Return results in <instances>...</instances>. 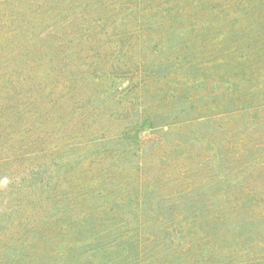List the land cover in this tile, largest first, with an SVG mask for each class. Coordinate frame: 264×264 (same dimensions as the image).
I'll list each match as a JSON object with an SVG mask.
<instances>
[{
	"label": "rangeland",
	"instance_id": "374dc122",
	"mask_svg": "<svg viewBox=\"0 0 264 264\" xmlns=\"http://www.w3.org/2000/svg\"><path fill=\"white\" fill-rule=\"evenodd\" d=\"M3 14L0 264H264L263 245L236 241L158 262H138L135 248L169 243L151 210L173 216L174 202L201 193L199 156L230 128L201 124L205 110L248 107L244 73L257 78L252 106L264 103V52L244 41L260 30L264 46V0H17ZM255 115L235 140L224 134L231 153L260 137ZM263 225L234 238L252 243Z\"/></svg>",
	"mask_w": 264,
	"mask_h": 264
},
{
	"label": "trees",
	"instance_id": "16d2710c",
	"mask_svg": "<svg viewBox=\"0 0 264 264\" xmlns=\"http://www.w3.org/2000/svg\"><path fill=\"white\" fill-rule=\"evenodd\" d=\"M13 1L17 0H0V6H5ZM6 17L5 14L0 17V33L8 23ZM18 30L21 29H13L11 32L12 43L17 39ZM259 31L250 30L253 39L246 37L244 40L253 45L252 49L256 51L254 54L257 57L264 52L263 44L258 42V34L261 32ZM1 37L0 34V40ZM241 75L238 76L243 77L244 80L247 79L250 84L253 83L240 95L244 99H250L251 104L248 107H243L241 113L236 115L229 107H218L213 113L210 110H205V114L200 120L201 124L206 120H216L230 128L224 133L218 132L222 129L219 128L218 131L214 130L210 135L209 143L215 152L214 156L208 153L199 156L197 167L199 174L195 185L198 186L197 190L201 193L192 200L174 202L171 207H168L169 212L174 210L173 216L160 211V208L157 212L151 210V213H156V218L151 221V225L156 226L157 230L164 229L168 233L166 238L169 243L161 245L159 251H155V247L141 248L145 242L143 239L135 242V248L139 247L137 248L139 251L138 262L142 263L146 260L158 262L160 259L174 258L178 255L188 254L192 248L201 246V244L209 246L211 250H228L230 245H233L231 242L236 241V246L246 252H254L259 250L260 246H264V225L259 228V232L256 234L257 238L252 243L248 242L244 234H239L236 240L234 238L238 227L245 228V226L250 227V224L264 223V174H262L264 172V152H262V150L264 151V103L260 107L252 106L255 102L256 86L254 82L257 78L254 79L252 74L248 75L247 73ZM252 88L254 91L250 92ZM252 112L256 113L254 117L260 114L262 118L258 122L259 124L250 129L249 133L250 136L255 134L260 137L257 140L248 139L244 145L238 148V152L233 154L229 151L230 147L235 145L232 140L242 133L241 126L244 124L245 118H248ZM224 134L231 136L232 140H223ZM258 150H260L259 160L253 157V154ZM214 159H218L219 162L218 172L211 168V162ZM187 173L189 172L187 171ZM153 177L156 178L157 175L154 174ZM163 181L164 178L159 177L155 186ZM163 183L165 184V182ZM219 185L221 186L219 192H215V187ZM190 186L192 187V184H183L179 187L180 189L175 190L174 194H180ZM200 232L201 235H199ZM192 236L197 239L187 240V237Z\"/></svg>",
	"mask_w": 264,
	"mask_h": 264
}]
</instances>
